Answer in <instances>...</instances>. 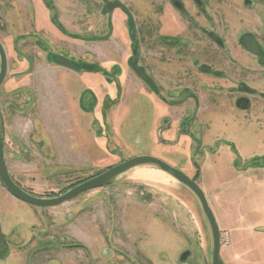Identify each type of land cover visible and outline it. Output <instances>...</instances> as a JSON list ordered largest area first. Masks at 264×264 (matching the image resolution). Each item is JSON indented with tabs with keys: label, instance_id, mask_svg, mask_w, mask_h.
Here are the masks:
<instances>
[{
	"label": "rangeland",
	"instance_id": "374dc122",
	"mask_svg": "<svg viewBox=\"0 0 264 264\" xmlns=\"http://www.w3.org/2000/svg\"><path fill=\"white\" fill-rule=\"evenodd\" d=\"M121 1L134 15L132 26L122 11L110 17L102 0H0L8 57L0 119L10 175L29 194L55 198L150 155L198 184L204 168L216 205L229 208V195H217L218 180L264 154V98L250 99L243 83L264 81L240 75L264 76L241 42L252 34L264 50V2L205 0L199 11L180 0L182 11L171 0ZM56 56L81 69L53 70ZM86 91L91 107L80 106ZM242 98L246 109L238 107ZM10 200L0 196V264H212L199 200L155 166L134 168L57 207L17 208L26 203Z\"/></svg>",
	"mask_w": 264,
	"mask_h": 264
},
{
	"label": "crops",
	"instance_id": "0c3cea01",
	"mask_svg": "<svg viewBox=\"0 0 264 264\" xmlns=\"http://www.w3.org/2000/svg\"><path fill=\"white\" fill-rule=\"evenodd\" d=\"M43 18L44 16H37L39 25L52 33H56V28L51 25L49 19L46 20ZM248 58L249 57H247L246 60H248ZM61 67L62 66L57 63L52 65L53 70L62 69ZM230 67L229 65V68ZM247 75L250 76L246 78L241 77V79L243 78V81H252L253 83L264 81V76L261 72H258L257 75L253 74V72ZM243 83H245L246 89L251 91V95L249 96L250 99L256 95L264 98V83L258 86L251 85V82ZM255 91L256 94L254 93ZM89 99L90 98H88V101H90V103L88 106L91 107L93 97ZM261 115L264 116V111H262ZM249 157H252V159L246 161L243 168L241 167L238 168L237 171H234L235 175L232 178L218 180L223 183L219 184L220 187L217 188V195L218 197L222 195L218 193L219 191L229 195V208H218L215 199L216 195L210 190L215 188L206 185V178L202 171L204 168L201 169L200 182L198 181L199 185L203 189L214 212L221 236L224 234L228 236L227 244L221 242V264H246L243 263L239 257L241 254L244 255V249L250 254L249 259L251 262L249 264H264V154H260L259 156L251 155ZM232 164L235 165V161H233ZM3 189L2 187L0 188L1 201L5 198L8 202L11 201L10 199H13V201L19 203ZM223 199L224 197H222V202ZM240 203H242L243 207L240 206ZM27 205L28 204L20 206V204H16L17 208H33Z\"/></svg>",
	"mask_w": 264,
	"mask_h": 264
},
{
	"label": "water",
	"instance_id": "95a60500",
	"mask_svg": "<svg viewBox=\"0 0 264 264\" xmlns=\"http://www.w3.org/2000/svg\"><path fill=\"white\" fill-rule=\"evenodd\" d=\"M198 1V0H196ZM263 1L264 0H260ZM121 7L126 9L122 4L112 6L111 8ZM217 40V38L214 36ZM242 46L252 55L256 56L259 59L260 64L264 67V50L257 41V39L252 34H247L242 37ZM0 86L5 80L7 74V54L5 52L4 46L0 41ZM55 60L57 63L75 68L77 67L75 63L71 60L56 56ZM134 71L146 81L149 85H151L155 91L157 88L153 85L151 80L147 77L144 71L138 66L137 62H134L132 65ZM248 102L246 98H242L238 101V107L240 109H246L248 107ZM155 166L161 171L167 173L178 182L186 186L190 189L197 199L199 200L204 215L208 221L213 241V250H212V264H221L220 262V251H221V232L217 224L216 217L214 212L208 202V199L201 188V186L192 178H190L186 173L177 169L176 167L170 165L166 161L154 157V156H136L125 160L124 162L113 166L112 168L74 186L72 189L68 190L64 194L55 197V198H41L37 196H33L26 192L19 184L12 178L9 173V170L6 165L5 157H4V138L2 134L1 128V119H0V181L4 185V187L18 200L39 208H52L59 205H62L66 202H69L76 198L77 196L89 192L94 189L102 188L105 186L111 185L119 176L125 174L126 172L141 166Z\"/></svg>",
	"mask_w": 264,
	"mask_h": 264
},
{
	"label": "flooded vegetation",
	"instance_id": "af4514ba",
	"mask_svg": "<svg viewBox=\"0 0 264 264\" xmlns=\"http://www.w3.org/2000/svg\"><path fill=\"white\" fill-rule=\"evenodd\" d=\"M103 1V3H104V7H105V10L108 12V15H111L110 17H112V15H113V13L115 12V10H117V11H122V13L123 14H125L126 15V17H127V19H128V22H129V24L132 26L133 25V21H134V15H133V13L131 12V10H130V8L126 5V4H124L121 0H102ZM190 1H192V3L196 6V8L199 10V11H202V10H204L205 9V6H206V2H205V0H198V1H196V0H190ZM119 4H122L123 6H125V8L126 9H123V8H121V7H116V8H111L112 6H116V5H119ZM171 4L172 5H174L176 8H178L179 10H182L183 11V9H184V5H183V2H181L180 0H171ZM119 15H120V13H119ZM121 30V29H120ZM214 36L217 38V40L214 38ZM209 37H210V39L211 40H213V41H215V43L216 44H218V45H220V46H222L221 44H222V41H221V39L219 38V36H217L215 33H213V32H210L209 33ZM176 45H178V44H176ZM5 49V48H4ZM229 49H230V47H229ZM5 52H6V50H5ZM7 54V53H6ZM7 59H8V57H7ZM55 62H56V60H55ZM73 63H75L74 61H72ZM57 64H59V63H57ZM242 64V63H241ZM0 65H1V60H0ZM59 65H61V64H59ZM75 65L77 66V67H75V68H71V67H67V66H64V65H61L62 67H65V68H69V69H81L79 66V64L78 63H75ZM243 68H244V64L243 65H241ZM83 67V66H82ZM133 68V67H132ZM134 70V69H133ZM245 70V69H244ZM136 73V72H135ZM7 74H8V62H7ZM7 74H6V77H7ZM137 74V73H136ZM243 74H249V72H246V71H243ZM138 75V74H137ZM240 75H242V73L240 74ZM139 76V75H138ZM6 77H5V79H6ZM140 77V76H139ZM241 77H244V75H242ZM244 78H246V77H244ZM142 79V78H141ZM143 80V79H142ZM5 81V80H4ZM146 82V81H145ZM147 83V82H146ZM3 84V83H2ZM150 87L151 88H153L151 85H150ZM152 90H154V92L155 93H158L157 91H155V89L153 88ZM88 91H86L85 93H83L82 94V97H81V99L82 98H84V99H86V98H90V96H88V93H87ZM91 99V98H90ZM89 99V100H90ZM81 101V100H80ZM89 101L87 100L86 102H82V103H80V106L81 105H83V106H85V107H87L88 106V103ZM82 108V107H81ZM4 157H5V155H4ZM100 174V173H99ZM98 175V174H97ZM96 176V175H95ZM94 177V176H93ZM92 178V177H91ZM88 180V179H87ZM86 181V180H85ZM1 182V181H0ZM2 183V182H1ZM80 184V183H79ZM19 186H21L20 184H19ZM3 188L4 189H6L5 187H4V185H3ZM6 191L10 194V192L6 189ZM12 195V194H11ZM13 196V195H12ZM14 197V196H13ZM17 199V198H16ZM20 201V200H19ZM22 202V201H21ZM31 206V205H30ZM60 206V205H59ZM32 207H34V208H39V207H35V206H32ZM57 207V206H56Z\"/></svg>",
	"mask_w": 264,
	"mask_h": 264
},
{
	"label": "built area",
	"instance_id": "2783aa9c",
	"mask_svg": "<svg viewBox=\"0 0 264 264\" xmlns=\"http://www.w3.org/2000/svg\"><path fill=\"white\" fill-rule=\"evenodd\" d=\"M227 239H228L227 234H224L223 236H221L222 243L226 244L227 243Z\"/></svg>",
	"mask_w": 264,
	"mask_h": 264
},
{
	"label": "trees",
	"instance_id": "16d2710c",
	"mask_svg": "<svg viewBox=\"0 0 264 264\" xmlns=\"http://www.w3.org/2000/svg\"><path fill=\"white\" fill-rule=\"evenodd\" d=\"M194 180H196V178H194Z\"/></svg>",
	"mask_w": 264,
	"mask_h": 264
}]
</instances>
